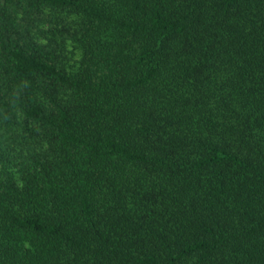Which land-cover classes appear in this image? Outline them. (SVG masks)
I'll list each match as a JSON object with an SVG mask.
<instances>
[{
  "label": "trees",
  "instance_id": "obj_1",
  "mask_svg": "<svg viewBox=\"0 0 264 264\" xmlns=\"http://www.w3.org/2000/svg\"><path fill=\"white\" fill-rule=\"evenodd\" d=\"M0 264H264V0H0Z\"/></svg>",
  "mask_w": 264,
  "mask_h": 264
},
{
  "label": "rangeland",
  "instance_id": "obj_2",
  "mask_svg": "<svg viewBox=\"0 0 264 264\" xmlns=\"http://www.w3.org/2000/svg\"><path fill=\"white\" fill-rule=\"evenodd\" d=\"M65 56L67 58V63L71 64L73 62V58L76 56L74 53H65Z\"/></svg>",
  "mask_w": 264,
  "mask_h": 264
}]
</instances>
